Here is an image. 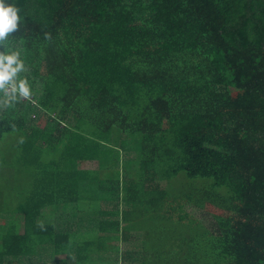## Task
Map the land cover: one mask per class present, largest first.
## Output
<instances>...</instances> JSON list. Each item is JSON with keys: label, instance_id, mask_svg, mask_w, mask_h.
I'll use <instances>...</instances> for the list:
<instances>
[{"label": "trees", "instance_id": "1", "mask_svg": "<svg viewBox=\"0 0 264 264\" xmlns=\"http://www.w3.org/2000/svg\"><path fill=\"white\" fill-rule=\"evenodd\" d=\"M8 2L30 96L0 91L3 174L31 183L0 264H264V0Z\"/></svg>", "mask_w": 264, "mask_h": 264}, {"label": "rangeland", "instance_id": "2", "mask_svg": "<svg viewBox=\"0 0 264 264\" xmlns=\"http://www.w3.org/2000/svg\"><path fill=\"white\" fill-rule=\"evenodd\" d=\"M13 142L10 137L6 138V141L3 142L0 146V212H6L9 211V208H13L16 205L15 198L18 195L17 187L21 185V189H25L26 187H29L31 183V179L29 176H27V169H21L22 176L19 177V180L22 179V184L15 185L13 183H16L17 176L14 180L9 181L10 175L9 174H3V171H7L12 175H15L18 171L16 169L10 170L9 167H4L6 163H13V167L17 166L18 159L16 158V146L15 144H11ZM19 152V150H17ZM96 165H93L92 163H88L83 165L82 167L86 168H93ZM27 176L25 179L24 177ZM8 177V179L6 178ZM25 179V180H24ZM201 180H187L184 177V174H181L177 180H175L174 186L176 188L185 186L187 188H191L192 185L200 183ZM10 182L11 187L6 185V183ZM223 191H226L225 189H222ZM188 211L192 213L193 219H196V227L194 229V232H199V230H206V228H212L213 230L216 228V221L213 218L214 216L207 212V210L197 209L192 206H188ZM7 213V212H6ZM193 221L191 220V226L193 225ZM145 219H141V223H144ZM165 226V223L164 225ZM190 229V228H189ZM187 229H183V234L188 235L191 234V231Z\"/></svg>", "mask_w": 264, "mask_h": 264}, {"label": "clouds", "instance_id": "3", "mask_svg": "<svg viewBox=\"0 0 264 264\" xmlns=\"http://www.w3.org/2000/svg\"><path fill=\"white\" fill-rule=\"evenodd\" d=\"M19 20L18 9L8 0H0V42L17 30ZM20 55L18 50L0 53V91L6 97L5 104L30 96L28 80L18 76L25 71Z\"/></svg>", "mask_w": 264, "mask_h": 264}]
</instances>
